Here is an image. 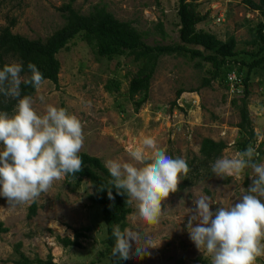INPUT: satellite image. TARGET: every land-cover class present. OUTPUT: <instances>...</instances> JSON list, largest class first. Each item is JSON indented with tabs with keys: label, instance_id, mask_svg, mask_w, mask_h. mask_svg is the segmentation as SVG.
Returning <instances> with one entry per match:
<instances>
[{
	"label": "rangeland",
	"instance_id": "374dc122",
	"mask_svg": "<svg viewBox=\"0 0 264 264\" xmlns=\"http://www.w3.org/2000/svg\"><path fill=\"white\" fill-rule=\"evenodd\" d=\"M68 1L0 0V28L15 20L13 33L45 39L64 23L58 8ZM193 1L201 14H208L198 28L221 40L233 35L239 47L253 38L257 23L264 22L243 0ZM95 4L104 5L117 19L132 21L138 30L147 31L149 44L179 40L176 0H76L73 7L86 14ZM159 22L164 36L156 29ZM56 56L60 62L58 85L44 81L31 96L34 107L43 113L52 104L77 116L85 137L81 152L101 158L104 165L109 159L130 161L127 150L140 146L145 137L155 139L172 158L180 157L187 163L194 158L191 170L203 138L226 144L221 157L231 158L239 153L234 145L240 136L236 127L239 114L231 102L234 94L218 81L190 92L206 75L193 61L176 54L161 56L150 81L148 99L136 112L127 95L129 79L137 70L131 57L99 60L80 37ZM110 80L120 83L117 91L106 89ZM251 82L248 111L259 142L264 139V72L253 75ZM179 88L186 92L175 99ZM174 99L176 106L171 108ZM13 112L14 109L8 115ZM259 163H264V154ZM250 175L252 170L248 168L239 179H222L214 175L209 165L188 173L187 177H192L190 185L182 186L181 176L178 190L162 201V213L154 223L144 220L132 201V213L127 216L123 233L129 249L128 264H201L198 258L211 264V257L196 248L186 227L195 208L193 201L211 199L216 203L211 206L212 211L220 206L230 207L247 194L252 183ZM92 192L87 179L70 185L64 179L56 181L47 193L32 201L37 204L32 217H28L32 202L9 204L0 196V220L9 228L0 235V264H15L18 243L20 251L29 258L38 256L45 260L50 254L56 264H103L98 258L105 248V225L101 206L90 199ZM75 229L84 234L79 238L82 247H61L56 237L73 239ZM256 264H264V256L258 257Z\"/></svg>",
	"mask_w": 264,
	"mask_h": 264
},
{
	"label": "clouds",
	"instance_id": "9594fccd",
	"mask_svg": "<svg viewBox=\"0 0 264 264\" xmlns=\"http://www.w3.org/2000/svg\"><path fill=\"white\" fill-rule=\"evenodd\" d=\"M27 68L28 77L21 75L23 65L19 62L0 69V95L17 100L11 116L0 112V196L9 204L35 201L54 182L75 176L84 168L79 155L85 139L82 122L67 109L52 104L39 113L31 96H21V84L39 90L45 79L34 63L29 62ZM127 151L130 161H105L112 185L106 188L108 197L114 199L111 189L115 187L117 194L129 197V203L136 202L144 220L157 222L162 201L178 190L181 176L187 178L191 169L185 159L167 155L152 137H145L140 146ZM258 156L256 149L248 146L210 165L214 175L222 179H239L245 169L252 170V183L239 202L212 211L216 203L211 199L193 201L195 208L186 227L196 248L211 257V264H256L257 258L264 256V163L256 162ZM113 234V255L129 259L119 226Z\"/></svg>",
	"mask_w": 264,
	"mask_h": 264
},
{
	"label": "trees",
	"instance_id": "16d2710c",
	"mask_svg": "<svg viewBox=\"0 0 264 264\" xmlns=\"http://www.w3.org/2000/svg\"><path fill=\"white\" fill-rule=\"evenodd\" d=\"M75 1L69 0L58 8L63 14L64 23L45 39H30L13 33L12 27L15 25V20H11L8 25L0 28V69L8 64L7 59H14L23 65L21 75L28 77L30 71L27 65L31 62L43 73L44 81H50L57 86L60 62L56 55L61 50H68V44L76 37H80L99 60L103 58L111 60L117 56L132 58L137 70L129 79L127 95L136 112L148 99L150 81L161 56L176 54L193 61L196 68L204 69L206 75L202 78L200 85L196 89H191L190 92H196L201 87H211L213 81L226 84V88L229 89L227 75L235 72L242 85L241 92L235 91L231 101L239 114L236 127L240 136L234 144L235 149L237 152H242L248 146H252L259 153L256 162L261 161L264 154V139L257 142L258 135L253 130L248 111V97L251 93L253 75L264 72V22L257 23L253 38L243 42L239 47L233 35L221 40L214 33L198 28V25L207 19L208 14H201L193 0H176L178 42L161 44L154 41L153 44H149L146 42L149 33L138 30L132 21L117 19L104 5L99 4H95L88 13H81L74 9ZM243 1L249 10L258 12L264 18V0ZM156 29L162 36L165 35L161 22L157 24ZM243 71L245 73L242 76ZM119 87L120 83L116 80H110L106 84V89L109 91H117ZM35 90L30 85L21 84V96H32ZM184 92H186L185 89L179 88L175 93V99ZM175 99L171 102V108L176 106ZM16 102V99L5 100L0 95V112L10 114ZM226 147L223 141L203 138L198 151L199 156L195 159V167L189 174L214 163L221 157ZM79 155L83 160V170L75 176H66L64 180L67 185H70L72 182L79 184L83 179H87L93 190L90 195L91 201L101 206L106 237L105 248L99 252L98 259L103 261V264H128V259L121 260L118 256H114L112 249L116 242L113 230L119 226L123 236L124 229L127 227V216L132 213L129 197L117 194L115 187H112L114 199H109L106 188L112 186L111 177L102 159L85 152H80ZM193 159L188 162L189 167ZM189 180H192V177H183L182 186L192 184ZM36 210L37 204L32 202L28 217L35 215ZM8 231L9 228L0 220V235ZM83 235L82 231L75 229L73 239L57 236L56 241L63 248H81L79 238ZM15 252L18 255L14 260L15 264H56L50 254L45 260L38 256L33 258L25 256L20 251V243L16 245ZM197 262L205 264L202 258H198Z\"/></svg>",
	"mask_w": 264,
	"mask_h": 264
},
{
	"label": "built area",
	"instance_id": "2783aa9c",
	"mask_svg": "<svg viewBox=\"0 0 264 264\" xmlns=\"http://www.w3.org/2000/svg\"><path fill=\"white\" fill-rule=\"evenodd\" d=\"M231 76H234V77H231ZM227 79L229 81L228 85H229V88L232 91V93H234L235 91L241 92L242 85H241L239 76L235 72H230L227 75Z\"/></svg>",
	"mask_w": 264,
	"mask_h": 264
},
{
	"label": "crops",
	"instance_id": "0c3cea01",
	"mask_svg": "<svg viewBox=\"0 0 264 264\" xmlns=\"http://www.w3.org/2000/svg\"><path fill=\"white\" fill-rule=\"evenodd\" d=\"M261 85H262V84H261ZM263 86H264V85H263ZM263 107H264V106H263ZM263 107H262V108H263Z\"/></svg>",
	"mask_w": 264,
	"mask_h": 264
}]
</instances>
